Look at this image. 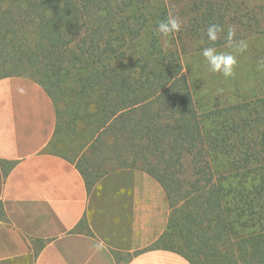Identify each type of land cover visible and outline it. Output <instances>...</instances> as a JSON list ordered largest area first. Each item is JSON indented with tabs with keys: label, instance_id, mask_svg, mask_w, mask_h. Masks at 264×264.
I'll return each instance as SVG.
<instances>
[{
	"label": "trees",
	"instance_id": "16d2710c",
	"mask_svg": "<svg viewBox=\"0 0 264 264\" xmlns=\"http://www.w3.org/2000/svg\"><path fill=\"white\" fill-rule=\"evenodd\" d=\"M155 1L0 0V79H30L64 104L55 137L64 124L79 143L77 164L72 147L63 156L89 191L119 170L160 184L168 224L146 250L190 264H264L261 100L198 105L180 54L156 31L168 12ZM216 19L224 16L212 7L192 26ZM136 42L144 45L135 56Z\"/></svg>",
	"mask_w": 264,
	"mask_h": 264
},
{
	"label": "crops",
	"instance_id": "0c3cea01",
	"mask_svg": "<svg viewBox=\"0 0 264 264\" xmlns=\"http://www.w3.org/2000/svg\"><path fill=\"white\" fill-rule=\"evenodd\" d=\"M57 122L39 84L0 79V264H190L174 252L146 250L168 224L160 184L119 170L89 191L56 149ZM99 241L105 247L97 251Z\"/></svg>",
	"mask_w": 264,
	"mask_h": 264
},
{
	"label": "rangeland",
	"instance_id": "374dc122",
	"mask_svg": "<svg viewBox=\"0 0 264 264\" xmlns=\"http://www.w3.org/2000/svg\"><path fill=\"white\" fill-rule=\"evenodd\" d=\"M152 6L165 8L168 14L171 12L182 21L181 30L172 34L173 37L171 35L164 37L163 45L168 50H177L180 54L184 73L198 105L208 110L214 106L261 100L259 103L262 106L261 111L264 112V69L258 66L259 61L264 59V0H156ZM212 7L217 17L224 16L223 20H215L223 31L215 42L221 45L214 47L219 52H231L237 60L234 75L229 78L209 71L207 62L201 55L202 48L211 43L207 41L205 35L207 27L198 29L192 26L194 20H201L202 16ZM229 27H234L236 32L231 48L227 46L225 39ZM240 40L247 43V48L243 52H236L235 42ZM143 45V42L133 43L129 53L138 55ZM60 104L61 101H56L58 109L63 113L62 120L64 121L66 115L63 111L64 104ZM71 139L73 140V134L70 135L63 124L56 138V144H58L56 149L64 153L72 147L73 153L68 157H74V162L77 164L82 156L81 152L75 155L80 145L69 143ZM97 159L98 164L100 160ZM184 164L185 177L190 178V159L186 158Z\"/></svg>",
	"mask_w": 264,
	"mask_h": 264
},
{
	"label": "clouds",
	"instance_id": "9594fccd",
	"mask_svg": "<svg viewBox=\"0 0 264 264\" xmlns=\"http://www.w3.org/2000/svg\"><path fill=\"white\" fill-rule=\"evenodd\" d=\"M181 28L182 21L171 12H169L168 16L158 23L156 31L162 36L167 37L170 34L179 32ZM222 31V27L217 24H210L207 27L205 35L207 41L211 43L209 44V46L202 48L201 55L207 62L209 71L213 73H219L225 78H229L234 75V67L237 64L236 56L231 52H219L214 46H212L220 38L219 34ZM235 35V28L229 27L227 30V35L225 37L227 46L229 48L233 47ZM246 48L247 43L245 41L240 40L238 42H235L236 52H243ZM258 66L260 69H264V59L259 61ZM94 247L97 251H100L105 247V244L103 241H99L94 244Z\"/></svg>",
	"mask_w": 264,
	"mask_h": 264
}]
</instances>
